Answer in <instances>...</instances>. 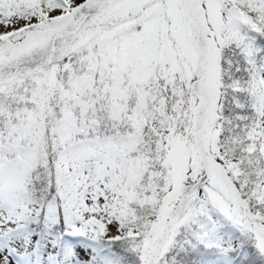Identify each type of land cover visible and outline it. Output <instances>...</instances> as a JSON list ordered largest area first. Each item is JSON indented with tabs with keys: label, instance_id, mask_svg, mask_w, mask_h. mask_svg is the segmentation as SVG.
<instances>
[{
	"label": "snow or ice",
	"instance_id": "obj_1",
	"mask_svg": "<svg viewBox=\"0 0 264 264\" xmlns=\"http://www.w3.org/2000/svg\"><path fill=\"white\" fill-rule=\"evenodd\" d=\"M0 264H264V0H0Z\"/></svg>",
	"mask_w": 264,
	"mask_h": 264
}]
</instances>
